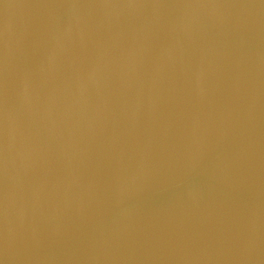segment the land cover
<instances>
[{"label": "water", "instance_id": "water-1", "mask_svg": "<svg viewBox=\"0 0 264 264\" xmlns=\"http://www.w3.org/2000/svg\"><path fill=\"white\" fill-rule=\"evenodd\" d=\"M0 264H264V0H0Z\"/></svg>", "mask_w": 264, "mask_h": 264}]
</instances>
